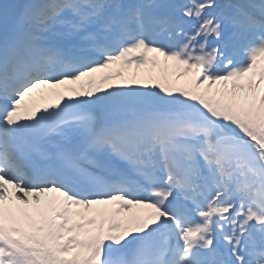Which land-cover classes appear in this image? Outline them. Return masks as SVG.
Returning <instances> with one entry per match:
<instances>
[{
	"label": "snow or ice",
	"instance_id": "1",
	"mask_svg": "<svg viewBox=\"0 0 264 264\" xmlns=\"http://www.w3.org/2000/svg\"><path fill=\"white\" fill-rule=\"evenodd\" d=\"M0 264H264V0L0 2Z\"/></svg>",
	"mask_w": 264,
	"mask_h": 264
},
{
	"label": "rangeland",
	"instance_id": "2",
	"mask_svg": "<svg viewBox=\"0 0 264 264\" xmlns=\"http://www.w3.org/2000/svg\"><path fill=\"white\" fill-rule=\"evenodd\" d=\"M161 59H162V58H161ZM129 71H136V69H130ZM139 71H140V73L143 75L147 70H146V69H140ZM154 71L158 73L159 69H156V70H154ZM126 74H127V73H126ZM180 79H181V84H179V83H178V80H175V78L173 77V80H174L175 83L178 84V85H184V84L187 82V80L190 79V77H182V78H180ZM180 79H179V80H180ZM123 83H125V81H123V80H119V79H116V80H113V81L110 82V84H112V85H119V84H123ZM149 83H152V82H149ZM108 86H109V85H107L106 88H108Z\"/></svg>",
	"mask_w": 264,
	"mask_h": 264
},
{
	"label": "bare ground",
	"instance_id": "3",
	"mask_svg": "<svg viewBox=\"0 0 264 264\" xmlns=\"http://www.w3.org/2000/svg\"><path fill=\"white\" fill-rule=\"evenodd\" d=\"M170 63V62H169ZM95 207H97V208H103L104 206H95Z\"/></svg>",
	"mask_w": 264,
	"mask_h": 264
}]
</instances>
